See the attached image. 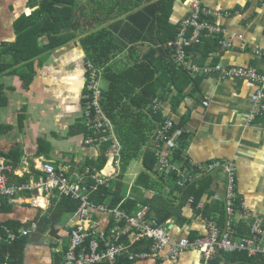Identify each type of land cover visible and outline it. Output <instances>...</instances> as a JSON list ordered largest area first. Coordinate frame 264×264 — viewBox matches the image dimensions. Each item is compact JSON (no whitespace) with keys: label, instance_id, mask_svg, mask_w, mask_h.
<instances>
[{"label":"crops","instance_id":"obj_1","mask_svg":"<svg viewBox=\"0 0 264 264\" xmlns=\"http://www.w3.org/2000/svg\"><path fill=\"white\" fill-rule=\"evenodd\" d=\"M43 1L49 2L0 0V155L10 160L14 166L16 164V168L22 167L24 158H28L29 166L24 174L31 176L29 181L47 178L45 172L33 167L32 160L37 157L45 159L56 169L61 168L67 172L82 170L91 165L108 174L112 172V167L105 156L107 142L98 151V157L87 158L85 155L90 147L84 142L87 131L82 123L81 94L86 79V62L94 63L87 58L86 50L81 44L80 38L84 34L80 29L72 30L74 37L66 42H59L56 47L38 52V47L51 39L47 34L36 36L31 21L27 22L23 18L30 17L32 20L36 13L38 16V9ZM61 1L63 0H56V3L61 4ZM156 1L158 0H142L139 7ZM189 1L172 0L167 13H163L162 18L167 14L170 25L167 34L178 28L180 19L187 13ZM132 2L135 0H76L73 12L62 16L59 23L69 24L77 20L78 24H84L104 18L105 21L92 30L95 33L102 29L110 30L107 25L124 20L128 14L113 16ZM263 2L264 0H204L210 8L230 13L222 17L221 22L228 33L236 34L237 39L231 49L225 50L218 43L217 37H204L207 41L202 40L200 49L193 47L192 60L198 64L222 63L264 70V56L257 53H261L264 48ZM39 14L42 18L43 15ZM52 14V8H49V15ZM20 24L24 30L17 34L15 29ZM68 32L70 30L62 29L56 36ZM165 43L166 41L162 45L167 48ZM134 47L135 53L132 55L128 49H122L110 61L103 56L106 65L113 62L117 63V67L130 65L135 57L145 60L151 49L154 52H151L153 58L157 59L155 64L158 76L166 70V64L168 66L170 62L175 63L171 54V60L161 57L157 42H138ZM25 57L27 59L23 61ZM95 66L107 81L103 75V67ZM176 67L182 69L177 65ZM215 73L212 71L197 76L187 73V77L169 72L170 76L162 77L161 84L155 91L162 102L161 120L170 117L173 121L169 136L173 145L165 150V154L174 158L176 169L178 166L187 168L193 174L192 179H199V184L192 188L189 186L192 190L183 198L182 193L187 188L183 187L181 181L175 180L173 185L168 177L159 174L155 168L154 153L148 150L153 154L154 163L150 167L146 166L140 155L136 158L140 172L134 173L129 180V161L125 167L122 163L117 178L111 179L110 185L104 187L108 189L104 198H101L102 201L97 200V194L96 202L109 199L111 204L115 202L112 206L123 209L129 215H135L140 210L146 219L154 217L164 223L173 238H194L205 232L207 219L216 220L220 226L225 224L223 173L220 169L210 173L198 170L199 164L225 160L235 165L236 192L239 198H245L251 211L264 218V116H255L254 113L251 96L256 89L255 84L233 77L223 79ZM252 116L254 117L251 119ZM112 128L122 152L114 124ZM146 147L147 145L144 150ZM11 176L22 177L15 174ZM32 195L33 192L25 190L15 198L5 199L0 203V226L3 232V227H11L7 224L16 225V228H10L15 230L33 220L37 209L41 208L28 203L27 200ZM58 199H47L49 207L41 209V213L48 212ZM179 205L182 209H179ZM179 211L181 217L173 216ZM165 215V218H161ZM67 218L66 215L55 227L49 226L39 239L26 245L24 264L53 263V256L61 251L65 242L69 243ZM99 218L104 222L108 218L111 224H115L110 216ZM234 221L238 234L240 231L249 233V227L243 219ZM242 226H245L246 231ZM53 229L57 231L55 235L52 234ZM145 243L147 247L143 249ZM149 243V240H143L140 245H136L146 250ZM202 262L198 251L187 250L176 263L148 258L136 260L133 264Z\"/></svg>","mask_w":264,"mask_h":264},{"label":"built area","instance_id":"obj_2","mask_svg":"<svg viewBox=\"0 0 264 264\" xmlns=\"http://www.w3.org/2000/svg\"><path fill=\"white\" fill-rule=\"evenodd\" d=\"M264 3V2H263ZM228 11L213 9L204 0H190L187 13L180 19L176 36L168 40L165 46L171 50L177 66L184 69L190 76H197L215 71L220 78H239L255 84L251 98L254 103L255 116H264V70L259 71L239 65H224L222 63L198 64L192 60L197 43H202L204 37H217L220 46L231 49L237 39L236 34L228 33L221 18L228 16ZM264 56V48L261 53ZM86 79L81 94L82 123L87 131L85 144L90 147L85 151L87 158L99 155L104 143L107 162L112 172L106 174L103 169L91 165L82 170L67 172L56 169L41 157L32 160L36 170L45 172L46 179H32L21 184H11L9 175L22 176L27 173L28 158H24L22 167L16 168L10 160L0 155V203L5 199H13L22 191H31L33 195L27 201L32 206L46 209L50 197H67L77 201V208L69 214L66 226L69 229V244L64 253L63 264H96L113 262L123 255L129 260L155 259L176 263L180 255L187 250H196L201 256L202 264H209L220 252H246L249 256H264V222L255 215L245 198H239L236 192L234 163L225 160H212L199 164L202 173L220 169L224 176L223 203L226 220L220 226L216 220H206V230L203 234L192 239L188 237L173 238L156 219H146L144 213L138 211L135 215L127 214L123 209L110 205V200L96 202L95 198L101 187H108L111 179L117 178L121 170V146L116 139L112 122L105 114L102 105V89L98 80L101 70L91 62H86ZM215 73V74H216ZM152 111L162 112V102L159 97L150 101ZM154 112V113H155ZM254 116L251 117V119ZM173 121L165 117L157 123L146 149L154 153L156 170L167 174L176 168L170 163L165 150L172 146L170 131ZM94 152V153H93ZM93 153V154H92ZM89 154V155H88ZM192 175L188 178L192 179ZM188 180V179H187ZM189 181V180H188ZM47 200V203H46ZM239 200V203L237 201ZM111 217L104 222L99 217ZM244 219L249 225L248 235H239L235 230V221ZM109 223V224H108ZM0 241L13 242L20 236L31 234L36 229L32 221L29 226L17 229L3 227ZM149 240L148 248L133 251L136 244ZM220 264H231L221 261Z\"/></svg>","mask_w":264,"mask_h":264},{"label":"trees","instance_id":"obj_3","mask_svg":"<svg viewBox=\"0 0 264 264\" xmlns=\"http://www.w3.org/2000/svg\"><path fill=\"white\" fill-rule=\"evenodd\" d=\"M141 1L135 0V2L128 4L123 11L113 16L115 17L122 13L128 14L124 20H118L115 23L107 25L115 33L113 35V32L108 29H102L96 32L99 36L93 32L94 30L92 29L94 27L105 21L104 18H99L84 24H78L77 20L69 24L59 23V20H62V16L66 13L71 14L73 12L76 0H63L60 2L61 4H57L56 0H49V2L43 1L38 9V16L36 13L32 20L30 17L23 18L27 22L31 21L32 27L35 28L36 36L47 34L49 39H51L47 44L39 46L38 52L56 47L59 42H66L71 37H74L75 35L71 32L72 30L76 31L80 29L83 32L84 35L80 38V41L86 50L87 58L95 65L103 67V75L108 81L107 88L102 92L101 105L105 114L114 124L116 134L122 145L121 160L123 167L126 166L131 158H138L140 155L143 156V163L146 166L150 167L154 163L153 154L148 152L147 149L144 150V148L149 144L151 134L156 128L157 123L160 122L159 118L161 120L162 117L160 110L154 111L155 113L152 111L149 106L150 100L154 96H157L155 91L160 86L162 77L167 78L170 76L169 72L189 77L186 71L176 67L174 62L168 63V66L166 64V70L161 76H158L155 64V60L157 59L155 57L153 58V49L149 50L150 52L147 53L145 60H139L135 57L130 65L127 64L117 67L116 62L106 65L103 56L107 61H110L122 49H128L130 55H132L135 53V44L149 40L158 43V50L162 58L171 60L169 57L171 50L163 47L162 44L165 41L174 39L178 29L176 27L172 32L167 34L166 31L170 25L167 22V14H165L164 19L162 15L164 12L167 13V8L171 6L172 0H158L139 7ZM49 8H52V13L54 14L49 15ZM39 13L43 15L42 18L39 17ZM62 29L63 31L70 30V32L56 36ZM15 30L19 34L20 31L24 30V27L20 24ZM205 39L207 38H203V41H207ZM193 47L196 50L200 49L201 43H197ZM151 52L153 53L151 54ZM26 59L27 57L22 60L24 61ZM42 145L43 142L41 141L40 146L42 147ZM35 153L37 154L39 152ZM101 161L103 162V160ZM15 162L17 163L18 160ZM30 179L31 176L27 174H24L22 177L9 175L10 183L27 182ZM107 190V188H101L97 193L99 194L97 200L102 201L101 198H104ZM190 190L192 189L187 188L183 191V198L187 197ZM59 199L56 201V205L50 207L48 212L45 211L44 214L41 213V209H37V213L32 220L36 223L35 232L33 231L31 233L32 237H30V234L20 236L12 244L0 241V264H24L23 257L26 245L34 239H39L49 226L55 227V225L61 223L66 215L68 216L72 213L78 205L77 202L67 197H61ZM114 203L112 202V205ZM178 207L182 209L181 205ZM180 215L181 211L173 214L175 217H179ZM165 217L166 215L161 218ZM30 223L25 224V226H29ZM7 225L13 228L17 227L16 225ZM1 228L0 226V233H3ZM243 228L245 230V226ZM56 232L54 229L52 230V234L55 235ZM239 234L245 235L248 233L240 231ZM146 247L147 243H145L143 249ZM67 248L68 244L65 242L61 251L54 256L55 259L52 264L63 263L64 253ZM132 250L139 251L140 249L136 245ZM221 261H226L231 264H264V257L262 255L249 256L246 252H220L210 263L220 264ZM133 262V260H129L127 256L123 255L113 262H103L100 264H133Z\"/></svg>","mask_w":264,"mask_h":264},{"label":"rangeland","instance_id":"obj_4","mask_svg":"<svg viewBox=\"0 0 264 264\" xmlns=\"http://www.w3.org/2000/svg\"><path fill=\"white\" fill-rule=\"evenodd\" d=\"M98 83H99V86L102 90L106 89L107 81L102 76L99 77ZM154 97H157V96H154ZM129 164H130V174L127 176L128 180L133 176L134 173L140 172V165H139L136 158H131L129 160ZM175 174H176V177L172 176V175H166V177H168L169 182L173 185H174L175 180L181 181L184 188L185 187L188 188L189 186L192 188V187H195L199 184V179L188 178L189 176H191L193 174L185 167L178 166ZM186 181H188V183ZM161 224L163 225L165 230H167V227L165 226V224L164 223H161ZM54 259L55 258L53 256V260Z\"/></svg>","mask_w":264,"mask_h":264},{"label":"clouds","instance_id":"obj_5","mask_svg":"<svg viewBox=\"0 0 264 264\" xmlns=\"http://www.w3.org/2000/svg\"><path fill=\"white\" fill-rule=\"evenodd\" d=\"M84 128H85V127H84ZM169 158H170V159H169V160H170V163L175 167V165L173 164V159H174V158H173V157H169ZM175 172H176L175 170H172L171 172H169V173H167V174H161V175H165V176H166V175H172V173H173L172 176H175V177H176ZM159 174H160V173H159ZM110 205L112 206L111 202H110ZM139 211H140V210H139ZM136 213H137V212H136ZM255 215H257V214L255 213ZM68 216H69V215H68ZM257 216L261 217V218L263 219V222H264V218H263L262 216H260V215H257ZM153 218H154V217H153ZM149 219H151V218H149ZM154 219H155V218H154ZM243 220H244V219H243ZM157 221H158V220H157ZM244 221H245V220H244ZM158 222H159V221H158ZM159 223H160V222H159ZM246 224H247V223H246ZM112 225H113V224H111V223L109 224V226H112ZM247 225H248V224H247ZM248 227H249V225H248ZM249 233H250V228H249ZM249 233H248V234H249ZM248 234H245V235H248ZM68 244H69V243H68ZM135 261H136V260H135ZM135 261H134V262H135ZM62 264H63V263H62Z\"/></svg>","mask_w":264,"mask_h":264}]
</instances>
